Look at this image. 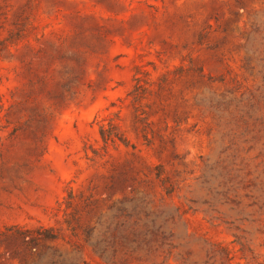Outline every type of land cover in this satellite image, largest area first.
<instances>
[{
  "label": "rangeland",
  "instance_id": "1",
  "mask_svg": "<svg viewBox=\"0 0 264 264\" xmlns=\"http://www.w3.org/2000/svg\"><path fill=\"white\" fill-rule=\"evenodd\" d=\"M135 66L152 83L146 137L126 99ZM110 112L133 147L98 157ZM69 191L94 202L82 226L151 197L182 214L175 253L264 264V0H0V264H21L8 228H60ZM64 237L42 250L103 264Z\"/></svg>",
  "mask_w": 264,
  "mask_h": 264
},
{
  "label": "trees",
  "instance_id": "2",
  "mask_svg": "<svg viewBox=\"0 0 264 264\" xmlns=\"http://www.w3.org/2000/svg\"><path fill=\"white\" fill-rule=\"evenodd\" d=\"M132 81L133 86L127 92L126 99H129L133 108L136 129L146 137L144 107L152 83L148 72L138 66L134 67ZM65 87L64 91L68 92V86ZM64 99L63 95L59 100ZM94 122L101 143L100 151L93 150L94 155L104 156L109 148L133 147L122 129L117 112H110L101 119L96 117ZM150 173H153L166 195L173 192V187L163 176L160 166L151 168ZM73 198L72 191H69L67 196L57 203L62 213L60 228L44 226L34 229L8 228V232L17 234L22 239L23 252L17 254L21 257V264H88L82 260L67 259L49 248L42 250V244L45 242L65 240L64 231L76 239V242H67L74 250H80L82 243H85L103 264H168L171 258L180 259L183 264H209V260L203 263L191 262L190 250H187L184 256L175 253L177 245L174 244L176 234L173 232V226L181 220L182 214L177 211L172 213L164 206L151 207L153 203L151 197H141L137 203H133L134 199L128 197L108 206L109 214L95 217V226L92 227L82 226L81 218L83 213L86 217L91 215L93 210L87 209L91 208L94 202L90 199L85 200L80 210V207H72ZM130 203L132 205L128 206ZM221 252L227 255L224 248Z\"/></svg>",
  "mask_w": 264,
  "mask_h": 264
}]
</instances>
